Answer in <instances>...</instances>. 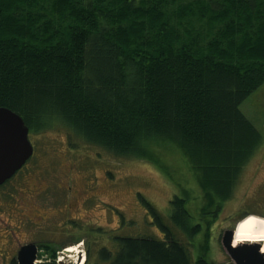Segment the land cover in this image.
<instances>
[{"label":"trees","instance_id":"trees-1","mask_svg":"<svg viewBox=\"0 0 264 264\" xmlns=\"http://www.w3.org/2000/svg\"><path fill=\"white\" fill-rule=\"evenodd\" d=\"M263 84L264 0H0V107L31 135L64 129L118 158L184 156L218 201L207 237L264 140L241 111ZM140 198L163 239L117 238L95 264H209ZM171 204L175 228L197 237L186 200Z\"/></svg>","mask_w":264,"mask_h":264},{"label":"rangeland","instance_id":"rangeland-1","mask_svg":"<svg viewBox=\"0 0 264 264\" xmlns=\"http://www.w3.org/2000/svg\"><path fill=\"white\" fill-rule=\"evenodd\" d=\"M7 22L15 28L13 19ZM241 111L264 139V84L242 103ZM29 138L35 146L33 158L0 193V264H8L15 258L24 243L39 245L38 264L51 260L73 264L78 255L64 253L69 245L75 246L69 242L79 238L80 243L87 238L93 240L96 233L87 229H98L101 225L105 231L99 232V241H90L89 246L85 242L80 247L91 250L89 264L96 263V256L105 247L114 256L119 249L117 238L163 239L164 234L152 224L155 222L140 197L155 206L175 238L189 249L193 262L200 259L209 264H233L222 245L223 233L235 227L230 216L264 213V140L244 166L232 195L221 202L222 208L207 237L203 214H212L218 201L214 199L212 204L213 200L200 195L194 173L184 156L166 149L163 159L168 164L151 159L118 158L101 147L70 138L64 129L30 134ZM41 186L44 191L36 199L46 208L47 218L35 216L32 221L42 222L43 226L28 221L20 224L23 212L34 208L26 187ZM62 188L69 190L66 191L71 198L68 204L60 200V194L67 195L59 192ZM175 196L186 200L192 225L202 226L197 237L182 233L173 225L171 201ZM14 198L18 200L9 205L13 202L9 200ZM34 213L37 212L30 214ZM66 214L78 218L83 231H79L78 226L73 229L71 218Z\"/></svg>","mask_w":264,"mask_h":264},{"label":"water","instance_id":"water-1","mask_svg":"<svg viewBox=\"0 0 264 264\" xmlns=\"http://www.w3.org/2000/svg\"><path fill=\"white\" fill-rule=\"evenodd\" d=\"M24 119L7 107H0V184L12 178L34 153ZM235 229L226 230L222 245L233 264H264L261 243L234 245ZM35 244L23 246L18 253L19 264H37Z\"/></svg>","mask_w":264,"mask_h":264},{"label":"flooded vegetation","instance_id":"flooded-vegetation-1","mask_svg":"<svg viewBox=\"0 0 264 264\" xmlns=\"http://www.w3.org/2000/svg\"><path fill=\"white\" fill-rule=\"evenodd\" d=\"M27 163H29V162H27ZM26 163V164H27ZM24 165V167H22V169L20 170V171H18L15 175H14V177L12 178V179H10L8 182H10L11 180H14L15 179V177L16 176H18V174L20 173V172H22L23 170H24V168H26L27 167V165ZM7 182V183H8ZM7 183H4V184H2V185H0V193H3V188L6 186V184ZM25 183V182H24ZM25 185H27L26 183H25ZM27 188V190H28V192H27V194L29 193V194H31V200H33L32 201V204H33V206H34V208L33 209H27V213H25V212H23V214H22V216L19 218V223L21 224V222H29V223H32V224H34V225H36V226H43V224H41L42 222H40V223H38V222H34V221H32V219H33V217H39V218H43V219H46L47 217L45 216V209H43V204L42 203H40V202H38L37 201V199H36V197H39V196H41L42 195V192L44 191V189H42L43 188V186H41V187H39V188H37V189H32L31 187H26ZM66 191H69L68 189H61L59 192H62V193H66ZM67 195H63V194H60V200L62 201V202H64V200L66 201V202H64V203H66V204H68L69 202H70V200H71V198L69 197V194L68 193H66ZM77 194H76V191H75V196H76ZM16 200H18V199H16V198H14V200H9V201H13V202H11L9 205H12V203H14ZM22 209H20V211H21ZM24 210V209H23ZM31 212H37V213H34V214H30ZM258 214H260V215H262V216H264V213H258ZM66 215H69V214H66ZM243 216H245V215H237V216H235V217H231L230 216V218L229 219H231L232 220V225H235L236 224V222L240 219V218H242ZM69 217L71 218V221H72V223H73V229H75V226H78V228H79V231H83V229L81 228V227H79L80 225H79V223H78V218H76V217H74V216H72V215H69ZM68 218V217H67ZM23 224H28V223H23ZM99 228L98 229H94V228H89V229H87V230H90L91 232H93V234H95V236L93 237V240H90V238H87L86 240H85V242H86V244H88V246L90 245V241H95V242H98L99 241V239H100V237L101 236H99V235H101L99 232H104L103 231V226L101 225V226H98ZM95 232V233H94ZM80 242H81V238H79V239H77V240H75V241H72V242H69V244H71V243H74V244H80ZM85 242H83L84 244H85ZM25 244V243H24ZM23 244V245H24ZM28 244H30V243H28ZM83 244V245H84ZM66 245V244H65ZM68 245V244H67ZM22 246V245H21ZM20 246V247H21ZM37 246H38V248H39V245L37 244ZM46 246L47 247H49L50 245H48V244H46ZM69 246H71V245H69ZM19 247V248H20ZM85 247H87V246H85ZM261 247H262V244H261ZM40 249V248H39Z\"/></svg>","mask_w":264,"mask_h":264},{"label":"bare ground","instance_id":"bare-ground-1","mask_svg":"<svg viewBox=\"0 0 264 264\" xmlns=\"http://www.w3.org/2000/svg\"><path fill=\"white\" fill-rule=\"evenodd\" d=\"M255 242L262 243V248L264 250V217L252 214L237 223L234 245ZM75 250L77 251V248H69L65 252L70 253L72 251L75 252Z\"/></svg>","mask_w":264,"mask_h":264}]
</instances>
